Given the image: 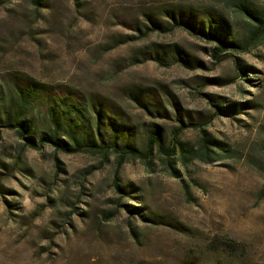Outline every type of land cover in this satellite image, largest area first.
Listing matches in <instances>:
<instances>
[{
	"label": "rangeland",
	"instance_id": "rangeland-1",
	"mask_svg": "<svg viewBox=\"0 0 264 264\" xmlns=\"http://www.w3.org/2000/svg\"><path fill=\"white\" fill-rule=\"evenodd\" d=\"M243 6L264 15V0H0L3 89L29 74L106 100L140 146L160 125L197 148L201 123L234 151L176 177L159 160L25 147L0 126V264H264V42ZM166 8L224 18L242 46L215 59L199 34L149 30ZM145 88L167 114L139 103Z\"/></svg>",
	"mask_w": 264,
	"mask_h": 264
},
{
	"label": "trees",
	"instance_id": "trees-1",
	"mask_svg": "<svg viewBox=\"0 0 264 264\" xmlns=\"http://www.w3.org/2000/svg\"><path fill=\"white\" fill-rule=\"evenodd\" d=\"M243 10L255 28L250 42H264L260 40L264 36V15L248 6H243ZM164 11L171 20L165 21L162 16L149 18L152 22L149 30L184 28L199 34L215 43L212 51L215 59H221L225 51L242 46L224 18L215 20L218 17L208 14V21L204 17L199 21L193 10L187 14L181 8H166ZM178 51L177 59L187 63L181 51ZM166 57L167 51H157L151 58L163 63ZM239 69L241 73L247 74L240 65ZM134 96L146 108L151 104L157 113L167 114L166 108L153 91L139 89ZM110 107L106 100L98 96L88 99L76 88L41 82L29 74L16 75L6 89L0 85V126L15 129L25 147L38 149L44 145H53L56 149L68 152L100 153L105 159L115 155L119 166L129 159H140L150 168L151 164L159 160L176 177L183 175L182 169L187 170L189 162L194 158L211 163L234 155V151L224 141L212 136L201 123H193L197 128L201 127L197 148H189L175 134L166 140L164 128L160 125H155L146 134L145 143L140 146L136 141L137 133L131 126L120 123L117 118L106 113ZM41 108L44 109L42 122L35 116V110ZM227 109L232 108L218 105V113L227 114ZM105 118H108V123ZM184 126H179L177 130L181 132ZM115 183L121 189L117 181ZM226 245L228 250L236 249L234 241L226 242Z\"/></svg>",
	"mask_w": 264,
	"mask_h": 264
}]
</instances>
